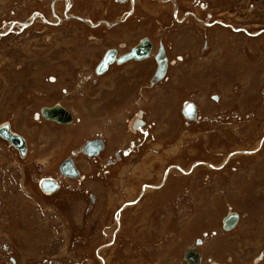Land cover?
<instances>
[{
  "label": "rangeland",
  "instance_id": "rangeland-1",
  "mask_svg": "<svg viewBox=\"0 0 264 264\" xmlns=\"http://www.w3.org/2000/svg\"><path fill=\"white\" fill-rule=\"evenodd\" d=\"M55 1L0 0V126L28 145L20 156L0 137V264H185L188 248L199 264H264V0H178L176 14L140 0L117 36L63 19ZM115 1L62 5L94 23L117 16ZM51 5L56 26L36 16L56 23ZM143 36L182 59L166 79L151 83L153 61L99 78L104 48ZM188 102L199 123L183 118ZM54 105L73 122L44 120ZM137 115L147 125L133 134ZM97 137L106 149L94 162L73 154ZM68 157L73 181L58 172ZM43 179L60 187L45 195Z\"/></svg>",
  "mask_w": 264,
  "mask_h": 264
},
{
  "label": "flooded vegetation",
  "instance_id": "flooded-vegetation-1",
  "mask_svg": "<svg viewBox=\"0 0 264 264\" xmlns=\"http://www.w3.org/2000/svg\"><path fill=\"white\" fill-rule=\"evenodd\" d=\"M57 1H59V0H56L55 2H57ZM65 1H68V0H63L62 2L64 3ZM71 1V0H70ZM138 1H140V0H123L122 2L121 1H118V0H116L115 1V3H116V5H115V7H116V10H115V15H117L116 17H114L112 20H108V19H104V18H102V20H100V21H97V22H94L93 23V21H91L90 19L91 18H86V17H75V16H71V15H68L65 11H66V9H67V5H69L70 3H67L66 4V6H65V4L64 5H62L63 3H61V4H58V8H62L61 9V12H63V10H64V8H65V10H64V12H63V19H67V20H70V19H77L78 21H80V22H82V23H86L87 25H88V23H89V25L91 26L90 28H92V29H89V30H92L93 32L94 31H101V32H105V33H108V34H110V35H112V34H114V36H117L118 35V31L119 30H124V28L126 27H128L129 26V24L130 23H132L131 21H132V19H134L135 18V16L137 15V2ZM147 2H149L148 0H146ZM127 2V4H128V6H127V8H126V10H123L122 9V7H123V5L125 4ZM142 2L143 1H140V4H142ZM66 3V2H65ZM172 4L173 6H175L174 7V9L173 10H175V14H176V11H179V8H178V0H160L159 1V4H157V3H152V4H148L147 6H150L149 8H152V12L154 13L155 12V10L156 9H158V8H161V7H163V8H165V7H167L168 6V4ZM52 5H53V3H52ZM52 5H51V11H52V13H53V7H52ZM61 5H62V7H61ZM162 5H164V6H162ZM143 6H145V5H143ZM146 7V6H145ZM119 10H120V12H119ZM138 11H139V9H138ZM127 14H129V15H127ZM39 16H37V17H40L42 20H43V23H45V24H47V25H58L59 24V22L61 21V20H63V19H60V17L57 15V14H55V11H54V17H56V19H57V22L56 23H51L50 21H47V19L44 17V15L43 14H41L40 12H39V14H38ZM188 15H190V14H187V16L185 17L184 16V18L182 19V22H184V20L188 17ZM197 17V16H196ZM175 18V17H174ZM180 18H181V16L179 17V12L177 13V17L175 18V19H177V22L179 23V20H180ZM118 19V20H117ZM121 19V20H120ZM86 20H89V22L88 21H86ZM196 20L197 21H201L199 18H196ZM115 22V23H114ZM68 24H70V23H68ZM72 24H75V23H73L72 22ZM71 24V25H72ZM110 24H112V26H108V25H110ZM88 25V26H89ZM102 25H104L105 27H107V28H111V29H104L103 27L101 28V26ZM63 26H65V24L63 25ZM63 26H61V27H63ZM40 27V26H39ZM26 27H24V28H21V30H23V29H25ZM41 28H43V27H41ZM77 28V27H76ZM83 28V27H82ZM33 28H29L28 30H27V32H30L31 30H32ZM26 32V33H27ZM112 33V34H111ZM147 40L148 41V43H149V45H150V50H149V55H148V57H146V58H143V59H141V60H135V59H130L129 61H126L125 63H117L116 61L115 62H113V63H111L109 66H108V68H107V71H105L103 74H98V76H99V78H102V77H104L110 70H112L114 67H127V66H129V65H131V64H137V65H140V64H146V63H148L149 61L151 62V61H153V63H154V66H153V69L151 68V70H150V72L152 73V76H153V74L155 73V70H156V68H157V63H156V60H155V56L157 55V53H158V51H159V47L160 46H162L163 47V49H164V51H165V55H166V57H167V60H168V66H167V71H166V73H165V75H164V77H163V79H166V77L168 76V73H169V70H170V65H176L178 62L177 61H181L182 59L181 58H177V63L176 62H171V60L169 59V57H168V52H167V50H166V47H165V45L163 44V43H158V46L153 42V40L152 39H150L149 37H141L136 43H133V44H126L125 46L124 45H122L121 44V46H120V51H117V49H115V48H110V47H107L106 49L104 48L103 49V51H102V53L99 55V58L97 59V61H96V63L94 64L95 66H94V72H96V70H97V68H98V65L100 64V62H101V60L103 59V57L105 56V53L107 52V51H116L117 52V56H116V58H118V57H120V56H122V55H124V54H128V53H130L131 52V50L132 49H134V48H136V47H138L139 45H141V43H142V41L143 40ZM129 45V46H128ZM125 47H128L127 49H124L123 50V48H125ZM123 50V51H122ZM152 59V60H151ZM150 74V73H149ZM152 78V77H151ZM163 79L161 80V81H163ZM155 84V83H154ZM187 104H189L190 106L192 105L193 107H194V110H195V115L190 119L189 117H187V116H185L184 114H183V110H184V107H185V105H187ZM213 104H217L216 102L215 103H213ZM183 107L181 106L180 107V110H182L181 112H182V114H183V118L186 120V121H190L191 122V124H195V123H197L198 122V110H197V106L193 103V102H188V103H186ZM59 106H61V107H63L62 105H59ZM64 108V107H63ZM65 109V108H64ZM67 111H69L68 109H66ZM69 113L71 114V112L69 111ZM71 117H72V122H73V115L71 114ZM76 121V120H75ZM50 122H53L54 124H56V125H59L58 123H56V122H54V121H50ZM71 122V123H72ZM70 123V124H71ZM199 123V122H198ZM147 124H146V122L145 121H143L142 120V116L141 115H137L136 116V118L134 119V120H132L131 121V123H130V125H129V130L131 131V133H133V134H136L137 133V129L139 128L140 129V131H143L144 129V127L146 126ZM117 131V130H116ZM119 132V131H118ZM97 139H99V140H101L102 141V143H103V148L99 151V153L96 155V156H93V157H89V156H87V155H85V154H83L82 152H81V148L88 142V141H91V140H85L84 141V143H83V145L79 148V149H77L76 150V152H74L73 154L74 155H77V154H82L85 158V160L87 161V162H89V163H91V162H94L95 161V159H97L99 156H100V154L103 152V151H105V149H106V143L104 142V140L102 139V137L100 138V137H97V138H95V139H92V140H97ZM7 143V142H6ZM8 144V143H7ZM25 145H26V150H28V145H27V143H26V141H25ZM16 151V150H15ZM122 153H123V155L122 156H128L129 154H130V151L129 150H124V151H122ZM19 154V153H18ZM116 155H117V152H116V154H114V156L116 157ZM114 157V158H115ZM68 158H71V157H68ZM68 158H66V159H68ZM93 158V159H92ZM65 159V160H66ZM72 159V158H71ZM87 159H90V160H87ZM64 160V161H65ZM114 160V159H113ZM113 160H110L109 161V163L110 164H108V165H112V163H114V161ZM64 161H62L61 163H59V165H58V172H59V174H60V171H59V167H60V165L64 162ZM72 161H73V159H72ZM73 164H74V166H75V168L77 169V167H76V165H75V163H74V161H73ZM201 166H206V167H209L210 166V168L212 167V168H214L212 165H210V163H208V162H203L202 164H201ZM215 166H217V165H215ZM199 167V166H198ZM78 170V169H77ZM195 170H196V168H195ZM79 171V170H78ZM80 172V171H79ZM183 172V171H182ZM61 175V174H60ZM63 177H65V176H63ZM80 177H81V174H80ZM65 180H68V181H73V178H70V177H65L64 178ZM41 183V182H40ZM40 183H39V187H40ZM60 187V186H59ZM150 188H154V187H150ZM41 190V189H40ZM45 194V193H44ZM52 194H54V193H50V194H45V195H52ZM117 223H119V221L117 222Z\"/></svg>",
  "mask_w": 264,
  "mask_h": 264
},
{
  "label": "water",
  "instance_id": "water-1",
  "mask_svg": "<svg viewBox=\"0 0 264 264\" xmlns=\"http://www.w3.org/2000/svg\"><path fill=\"white\" fill-rule=\"evenodd\" d=\"M123 1V0H118ZM129 15V14H127ZM33 19L27 23H22L19 27L24 28L29 26L32 23ZM112 26V24L108 25ZM20 28V30H21ZM150 50V45L148 41L145 39L142 41L141 45L131 50L130 53L124 54L118 58L116 51H107L105 56L101 60L98 68L96 70L97 74H103L107 71L108 66L113 63H125L130 59L141 60L143 58L148 57ZM155 60L157 63V68L155 73L151 78V83H157L161 81L167 71L168 60L165 55V51L162 46L159 47V51L155 56ZM183 114L190 119L195 115L194 107L189 104L185 105ZM41 116L44 120H53L60 124H67L72 122V117L69 111L64 109L59 105H54L50 108L45 107L42 109ZM0 137L4 140L8 141L12 144V146L18 151L20 156H24L26 153V145L25 140L22 136L12 134L9 129L8 124H4L0 126ZM103 148V143L101 140H91L88 141L82 148L81 152L89 157L96 156L99 151ZM60 174L65 177H73L78 178L80 176V172L75 168L73 161L71 158L66 159L59 167ZM40 188L46 193H54L58 188V183L53 179H43L40 183ZM239 219V215L237 213L228 214L223 218V229L231 230L235 227ZM183 259L185 264H199L200 258L198 254V250L196 248H188L183 253Z\"/></svg>",
  "mask_w": 264,
  "mask_h": 264
},
{
  "label": "bare ground",
  "instance_id": "bare-ground-1",
  "mask_svg": "<svg viewBox=\"0 0 264 264\" xmlns=\"http://www.w3.org/2000/svg\"><path fill=\"white\" fill-rule=\"evenodd\" d=\"M58 123V122H57ZM60 124V123H59ZM12 133V132H11ZM12 134H14V133H12ZM3 139V138H2ZM4 140V139H3ZM4 141H6V140H4ZM6 142H8V141H6ZM9 143V142H8ZM10 145H12L11 143H9ZM70 178H73V177H70ZM41 189V188H40ZM43 193H45V194H50V193H46V192H44L43 190H41Z\"/></svg>",
  "mask_w": 264,
  "mask_h": 264
},
{
  "label": "crops",
  "instance_id": "crops-1",
  "mask_svg": "<svg viewBox=\"0 0 264 264\" xmlns=\"http://www.w3.org/2000/svg\"><path fill=\"white\" fill-rule=\"evenodd\" d=\"M144 7V6H143ZM145 8V7H144ZM127 29H129V26L127 27Z\"/></svg>",
  "mask_w": 264,
  "mask_h": 264
}]
</instances>
